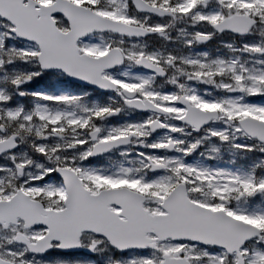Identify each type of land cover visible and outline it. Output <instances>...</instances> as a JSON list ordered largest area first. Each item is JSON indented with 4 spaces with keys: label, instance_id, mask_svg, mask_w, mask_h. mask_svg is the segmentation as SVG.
I'll return each instance as SVG.
<instances>
[{
    "label": "snow or ice",
    "instance_id": "obj_1",
    "mask_svg": "<svg viewBox=\"0 0 264 264\" xmlns=\"http://www.w3.org/2000/svg\"><path fill=\"white\" fill-rule=\"evenodd\" d=\"M0 264H264V0H0Z\"/></svg>",
    "mask_w": 264,
    "mask_h": 264
}]
</instances>
